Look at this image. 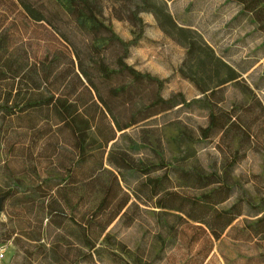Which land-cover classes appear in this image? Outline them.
Listing matches in <instances>:
<instances>
[{"label":"rangeland","instance_id":"374dc122","mask_svg":"<svg viewBox=\"0 0 264 264\" xmlns=\"http://www.w3.org/2000/svg\"><path fill=\"white\" fill-rule=\"evenodd\" d=\"M156 1L165 2L176 21L196 31L242 79L215 97L201 94L179 74L186 48L164 34L141 0H93L121 38L141 35L125 61L166 80L164 99L177 97L168 108L153 107L158 87L134 81L119 67L123 47L94 50L75 17L49 0L42 7L47 21L29 17L17 0H0V41L5 38L11 50L10 63L26 65L14 100L19 89L20 97H61L91 122L83 156L71 125L53 108L27 107L29 114L0 120V264H264V34L236 0ZM181 94L203 101L186 106ZM212 110L224 129L204 138L201 129ZM115 119L131 126L118 131ZM118 158L133 170L110 165ZM122 173L130 180H121L120 188L115 175ZM164 175L162 189L142 185ZM125 192L129 203L105 229ZM172 192L188 200H171ZM46 193H56L57 205L50 206L49 196L41 203ZM162 198L211 223L215 210L237 205L243 214L214 239L205 224L158 207Z\"/></svg>","mask_w":264,"mask_h":264},{"label":"trees","instance_id":"16d2710c","mask_svg":"<svg viewBox=\"0 0 264 264\" xmlns=\"http://www.w3.org/2000/svg\"><path fill=\"white\" fill-rule=\"evenodd\" d=\"M239 4L242 5V12L249 13L258 26L257 30L264 34V0H236ZM18 4L24 9L29 17L35 21H47V15L43 10V0H17ZM57 4L64 12L68 13L75 17L77 26L84 32L89 33L92 36V47L94 50H101L106 48L111 44H118L124 48V56H121L118 59L119 67L124 70L132 79L136 82H151L155 83L158 87V94L156 99L152 102L151 106L153 107H162L165 106L168 108L174 101L175 98L166 100L161 94L162 89L165 86L166 80L161 79L157 76L152 75L151 73L142 72L132 65H129L126 61V55L131 46L138 43L140 36H137L131 40H124L121 38L113 29L110 24H107L100 17V7L99 4L93 2V0H49ZM143 3L144 9L152 12L158 27L164 32L165 35L172 38L177 43L183 45L186 48V59L179 68V74L188 79L201 94H204L208 97H215L217 93L221 90L222 87L226 86L230 82H238L242 78V72L237 70L235 67L226 62L221 56H219L212 46L206 43L201 36L198 35L193 29L180 25L174 16L168 11L165 2H159L156 0H141ZM40 3V5H39ZM142 22V19H139ZM5 38L0 41V120L9 121L15 117H21L23 114H29L26 111L28 108L33 110H39L40 108L48 107L53 108L55 114L58 112L59 120L60 115L65 116L66 122L71 125V129L75 134V147L78 149L80 155L85 156L87 154V140L90 135L91 122L90 120L81 114L78 110V107L75 106L72 102H69L67 99L61 97H55L54 95L50 97H44L43 99H36L27 97L24 95L20 97L22 89H19L18 98L14 100L12 96V91L15 88L14 84L17 78L18 81H24V78L27 76L25 72L26 65L23 63L13 64L10 63L11 59V50L8 44L5 42ZM264 43V42H263ZM101 71L104 72L107 76L111 75L112 70H110L104 63H100ZM10 72H13L10 75ZM82 75L88 78V82L96 89L93 81L88 77L87 71L82 69ZM13 80V82L11 81ZM11 81V87H7ZM3 85V87H1ZM5 89V91L3 90ZM8 90V91H7ZM4 91V92H3ZM181 98V103L186 106H191L195 102H202V98L195 99L193 101H187L183 95H179ZM20 104H24L20 106ZM211 120L207 127L201 129V134L204 138L210 137L212 134L222 131L224 125H219V115L212 110ZM232 118V116H229ZM63 121V119H62ZM131 125L122 126L117 119H115V127L118 131H123ZM33 131H40V126L33 125L31 127ZM114 133L115 128L113 127ZM115 137H111L108 141L113 140ZM85 161L78 160V163L81 164ZM117 164L120 166H125L130 170H133V167H130L128 161L125 159H115L110 160V165ZM103 164L101 163V166ZM140 175L148 174V171L139 172ZM139 175L134 176L133 178H138ZM121 177V179H119ZM168 179V175L163 177H147L145 181L142 182L147 189H162L161 185L164 180ZM121 180L128 183L127 180H130V176L125 174L115 175V182L121 187ZM214 191H212L213 193ZM157 193V192H156ZM6 197H11V191L5 192ZM49 196L50 206L54 207L58 203L56 193H46L43 197L41 203L46 202V198ZM107 194L104 196L100 203L104 205L107 202ZM125 197L110 211L109 219L105 223V229L109 226L124 210L127 204L130 201V194L125 192ZM182 198L183 200H188V197H180L177 193H169L168 198L173 200L175 197ZM209 196H212L210 193ZM23 198H30L29 193H24ZM46 198V199H45ZM162 203L158 206L162 209H173L184 214L186 218L205 224L214 239H219L225 229L231 225V223L239 216L243 214V211L236 210L237 205H233L229 210L218 211L215 210L214 223L203 220L200 217L193 216L185 207H176L171 203H166L165 198L160 199ZM222 201V200H221ZM196 204H201L199 200H196ZM256 213L255 215H257ZM254 215V216H255ZM181 219H186L180 216ZM97 238H95L96 241ZM91 240V238H90ZM95 241L91 245L92 248H95Z\"/></svg>","mask_w":264,"mask_h":264},{"label":"water","instance_id":"95a60500","mask_svg":"<svg viewBox=\"0 0 264 264\" xmlns=\"http://www.w3.org/2000/svg\"><path fill=\"white\" fill-rule=\"evenodd\" d=\"M4 198H5V197H1V198H0V211L2 210V204H3V202H4Z\"/></svg>","mask_w":264,"mask_h":264},{"label":"built area","instance_id":"2783aa9c","mask_svg":"<svg viewBox=\"0 0 264 264\" xmlns=\"http://www.w3.org/2000/svg\"><path fill=\"white\" fill-rule=\"evenodd\" d=\"M0 256H1V257H4V250H1V252H0Z\"/></svg>","mask_w":264,"mask_h":264}]
</instances>
